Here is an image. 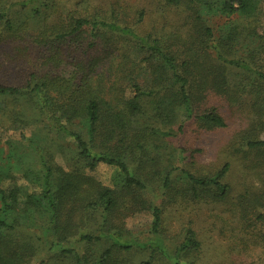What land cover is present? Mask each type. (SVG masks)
Segmentation results:
<instances>
[{"label": "rangeland", "instance_id": "rangeland-1", "mask_svg": "<svg viewBox=\"0 0 264 264\" xmlns=\"http://www.w3.org/2000/svg\"><path fill=\"white\" fill-rule=\"evenodd\" d=\"M16 1L0 0V13L6 14L13 22L15 20L16 29H20L15 38L7 37L6 32L0 38V83L8 85H24L33 72L69 76L72 70L68 64L73 57L88 59L91 53L96 54L103 49L100 44L103 40H97L93 47L94 40H86L82 46L76 43L65 45L64 57H60L62 63L47 61L51 52L48 46H41L43 43L40 44L37 38L40 39L46 24L62 22L70 11L77 8L83 15L117 21L136 28L141 34L152 33L163 40H168L169 35L175 32L184 37L192 31L186 22L189 13L186 0L179 5L170 4L168 0H45L49 8L43 6L41 14H35L31 8L23 10L15 4ZM259 10L257 26L261 25L260 32L263 33L264 0H260ZM206 13L204 17H207L208 24L216 29L229 19L218 11ZM114 38L119 37L111 38L107 44L113 45L119 54L125 51L130 56L129 66L133 69L127 74L146 85L149 70L142 61L144 55L134 43L121 39L114 41ZM184 39L191 41L189 37ZM173 41L177 45L182 39L174 37ZM185 49L182 47L178 56H185ZM213 59L211 50L206 60ZM105 67H100L99 72ZM255 97V94L243 91L232 82L228 96L212 91L206 101L196 106L198 114L209 106L216 107L226 120L225 127L208 129L201 120L182 123L183 114L178 112V122L163 126V130L171 132L168 137H159L154 130L147 128L145 135H150H144V151L128 145L119 149L146 187L135 188L133 194L136 196L125 193L122 204L111 212L109 222L103 225L105 228L101 226L97 232L108 229L106 233H119L124 243L133 244V247L121 249L114 245L112 239L105 237L101 242L85 248L88 254L86 264H98L99 256L110 246L120 264H141L150 260L152 254L151 264H175L176 248L189 229L195 231L201 246L198 251L181 254L178 260H183L182 264H264V216L259 217L264 214V147L249 145L250 141L264 140V102L262 107L255 106ZM35 115L23 96H0L1 165L4 171L1 184L4 188L20 187L23 200L28 193L42 192V178L46 174L43 163L35 161L37 158L30 152L28 141L24 138L42 140L54 175L59 176V170L89 172L76 157L74 142L57 135L56 131H50L46 122L39 121ZM139 123L142 129L135 127V131L143 130L146 124L143 118ZM151 124L161 126L156 122ZM225 164H229L230 168L223 181L230 186V192L221 201L214 199L212 192L201 186H195V192L193 184L181 171H189L196 177L213 176ZM173 166L177 167L171 175V183L169 187H164V178ZM92 174L106 186L119 192L124 190L116 167L101 164ZM154 205L163 209L158 235L152 233L154 218L150 207ZM85 214L84 222L90 216L96 218V214L91 212ZM88 226L69 227L71 232L64 233L65 241L59 243L50 230L49 213H36L32 219L20 223L16 237L28 243L20 247L24 253L38 246L27 264H81L74 255H63L61 249L82 245L78 242L80 234L95 230ZM35 238L40 241L30 243ZM150 241L167 250L169 256L159 251L152 253L151 247L144 246V242ZM137 242L141 246H137ZM52 243L53 248L48 249ZM114 258L110 264L119 263Z\"/></svg>", "mask_w": 264, "mask_h": 264}, {"label": "trees", "instance_id": "trees-1", "mask_svg": "<svg viewBox=\"0 0 264 264\" xmlns=\"http://www.w3.org/2000/svg\"><path fill=\"white\" fill-rule=\"evenodd\" d=\"M168 1L176 5L183 2ZM186 1L189 9L186 22L192 31L184 37L180 33H172L168 40L152 33L141 34L136 28L117 21L83 15L79 8L72 10L62 22L46 24L39 35L40 39L37 38L40 44L43 43L41 46H48L51 52L47 61L58 60L62 63L60 57H64L65 45L72 43L82 46L86 40H94L93 47L95 42L98 43L97 40H103L100 43L103 49L96 54L91 53L88 59L73 57L68 64L72 70L69 76L33 72L24 85L0 83V96H23L31 105L32 114H36L35 118L46 122L50 131H56L57 135L74 142L76 157L89 169L88 174L76 170H59V176H56L52 165L48 164V152L42 140L39 142L33 137L24 138L28 141L30 152L37 158L35 161L43 163L46 174L42 178V192L28 193L23 200L20 187L4 188L1 184L4 171L0 146V264L29 263L38 246L35 245L27 253L22 252L20 247L28 243L18 240L16 232L20 223L32 219L36 213H49L50 230L59 243L65 241L64 233L67 235L71 232L69 227L89 225L91 229H95L80 234L78 242L82 245L77 248L61 249L63 255H74L81 264L88 262L85 248L101 242L105 237L112 239L114 245L121 249H131L133 244L124 243L119 233H106L108 229L97 232V228L101 229V226L109 222L111 212L122 204L125 193L136 196L133 194L135 188L146 187L119 149L128 145L144 151L142 141L147 128L154 130L159 137H168L171 132L163 130V126L178 122V112L183 114L182 123L201 120L208 129L225 127L226 120L216 107L209 106L198 114L196 106L199 102L206 101L212 91L228 96L232 82L243 91L248 90L256 95L253 99L255 106H263L264 32H260L261 25L257 26L260 0ZM15 4L23 10L31 8L35 14H41L43 6L49 8L45 0H17ZM213 11L229 18L218 29L209 25L207 17H204V12L211 14ZM46 21L47 19L44 20ZM15 24V20L13 22L6 14L0 13V38L2 39L4 32L9 38L17 37L20 29H16ZM113 37H119L114 38V41L121 39L134 43L144 55L142 61L149 70L146 85L127 74L133 69L129 66L130 56L125 51L119 54V50L107 44ZM174 37L182 39V42L176 45ZM188 37L191 41L184 39ZM182 47H186L185 56H178ZM211 50L214 59L207 62L206 56ZM107 64L109 66L106 68ZM103 65L107 74L105 70H98ZM142 118L146 123L143 130L135 131V127L142 129L139 123ZM154 122L161 126H152L151 123ZM146 143L145 140L144 145ZM249 145L264 147V140L250 141ZM101 164L118 169L123 191L106 186L92 174ZM176 167L173 166L166 174L164 187H169ZM229 168L230 165L225 164L213 176L205 177H196L183 169L181 171L193 184L195 192V186H201L210 190L214 199L221 201L230 192V186L223 181ZM150 208L154 218L152 233L158 235L163 209L157 205ZM86 212L96 214V218L93 215L84 222ZM262 216L264 214L259 215ZM262 238L264 239V232ZM38 241L40 240L35 238L30 243L36 244ZM151 241L144 242V246L151 247L152 253L159 251L169 256L167 250ZM136 245L141 246V243L137 242ZM53 246L54 243L48 249ZM200 246L195 231L189 229L183 242L176 248L175 264H182L183 260H178L181 254L188 255L198 251ZM114 255V249L107 247L99 256L98 264H110ZM152 255L150 260L141 264H151L154 257ZM118 260L114 258V261Z\"/></svg>", "mask_w": 264, "mask_h": 264}]
</instances>
